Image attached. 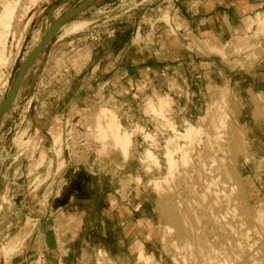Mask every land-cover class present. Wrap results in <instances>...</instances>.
Instances as JSON below:
<instances>
[{
    "label": "rangeland",
    "instance_id": "obj_1",
    "mask_svg": "<svg viewBox=\"0 0 264 264\" xmlns=\"http://www.w3.org/2000/svg\"><path fill=\"white\" fill-rule=\"evenodd\" d=\"M6 1L14 5L15 14L7 42L0 45V57L5 56L0 59V264H116L98 245L97 237L91 241L78 235L82 219L76 214L66 207L61 214L52 213L53 171L63 197L73 183L70 168L95 180L115 179L126 195L136 197L135 264H264V109L258 104L262 97L264 106V97L246 91L248 82L254 80L255 88L260 87V77L248 75L261 63L264 66V32L253 33L258 27L254 20L264 10L260 7L244 20L245 35L243 30L238 32L242 40L229 43L232 47L225 44L231 49L221 56L219 46L198 40L177 20L176 12L167 8L170 2L158 0L151 7L146 2L137 11L132 8L137 0H93L86 7L90 0H0V12ZM121 19L126 22L111 24ZM155 21L159 27L151 28ZM50 33L52 38L31 57ZM108 36L119 41L109 44V58L101 65L100 59H92L91 67L95 71L99 65V70L88 73L91 46L99 54ZM179 37L184 38L190 55L184 59V84L176 76L162 78L163 87H156L148 78L132 81L120 74H100L106 73V68L115 74L118 66L132 67L142 47L157 45L161 53ZM93 38L104 40L92 45ZM123 48L125 54L117 59ZM25 64L24 76L6 105ZM108 79L109 87L101 90ZM160 95L172 97L167 118L178 128H184L186 120L205 128L203 134L182 136L191 145L175 153V163L164 162L162 155L166 138L175 139L174 131L163 126L161 118L141 111ZM180 99L185 110L178 108ZM214 100L220 102V108L212 106ZM101 107H109L126 126L139 123L156 131L155 151L162 163L148 161L145 169H138L135 158L148 147L142 135L136 136L128 162L113 148L111 138L104 139L108 144L104 148L99 129V134H93L102 119ZM80 117L83 124L91 126L86 135L89 151L81 154L67 141L72 124ZM99 149L101 155H97ZM211 157L216 163L210 170ZM72 173L75 175L74 170ZM28 181L36 183L28 188ZM33 209L44 211L41 223L34 218ZM53 217L60 233L55 252L51 234L35 235L32 230L41 225L50 229L52 222L47 218ZM82 238L85 253L75 250V242ZM144 255L152 259H144Z\"/></svg>",
    "mask_w": 264,
    "mask_h": 264
},
{
    "label": "crops",
    "instance_id": "obj_2",
    "mask_svg": "<svg viewBox=\"0 0 264 264\" xmlns=\"http://www.w3.org/2000/svg\"><path fill=\"white\" fill-rule=\"evenodd\" d=\"M161 1L162 3L170 2L167 5L168 7H165L170 8V12H172V10L176 12V15L178 16L177 20L180 21L183 25H186L185 27L190 29L189 31L192 35H194V37L198 38V40L202 39L206 41V44L210 46H222L223 44L229 46V43H231L232 45L239 43L242 40L243 36L239 35L238 32L243 30V33L245 35V31L243 29L244 20L248 16L256 13L261 7V0H199L200 6L197 9L196 13L191 6L192 1L196 0ZM146 2H148V6L151 7V5L153 4L156 5L158 0H137L132 8H134V10L140 11L143 9L142 4ZM91 9L92 7L89 10ZM93 22L94 21H91V23ZM102 22H104V20ZM123 22L126 21H123V19H121L111 24H123ZM248 22L249 21L247 19L246 25H248ZM152 26H156V28L159 27V25H157V21L151 24V28ZM136 29L137 33L141 29V25H137ZM233 34H236L232 39L233 42H229ZM106 38V46L99 54H95L93 51L94 48L93 46H91L90 57L86 62V66L88 63L90 65L93 58L100 59L99 65H101L103 60H108L109 44H114V41L117 43L119 41V38H112L111 36H108ZM179 38L180 39H178V42L176 41L174 43H171L170 45H165L161 53H159L160 51H158L157 45L151 44L148 45V47L144 46L141 48L139 56L136 55V58L139 59L137 61L138 63L136 62L132 67L125 68L118 66L115 74L114 72L109 73L108 68H106V73L101 72L100 74H107L104 75V77H110L116 74H120L122 76V79L129 78V80L132 81H136L137 78H148L151 80V84H154L156 87H163L161 81L162 78L164 80H167L169 77L175 78L176 76L178 81H182V83L184 84V59H189L190 55L188 46L186 45L184 38ZM93 40L94 42H91V44L98 45L101 43L100 40H102L103 42L104 39L100 38L97 41L96 38H93ZM57 41L58 39L55 40V42ZM133 43L134 41L132 40L131 45H133ZM196 45H198V42ZM130 49H132L131 46L130 48H127L128 51H130ZM124 54L125 48H123L122 50H118L117 59ZM206 57L207 59H210V56ZM89 65L88 68H86V70L89 71L88 73L95 74L94 72H97L99 70V65L95 67V71L94 68L91 67V65L89 69ZM248 77H260V80L257 81L260 82V87L258 89L255 88V80L252 79L254 81H252V83L248 82L246 91H256L261 93L264 97V66H262V63L260 64V66L258 65V67L254 68V70H252ZM101 86V90H105L107 87H109V79L105 81ZM90 88L92 87L90 86ZM261 100H263L262 97L259 99V102L258 100L257 102L264 109V106L260 104ZM183 101V99H180V103L178 104L180 106H178V108L185 110ZM125 107L126 102L124 101L121 105V108L124 109ZM188 113L189 109L188 111H185L186 115H188ZM110 166L111 165H109L108 167ZM69 170L75 171V175L77 174L78 177V182H75L73 180L69 194L63 197H61L60 194L61 187L58 183L59 178L56 179V175L53 171L54 195L52 198V213L61 214L60 210L63 207H66L71 211L70 213L73 212L77 215L78 219H82V226L78 232L79 236L84 237L85 240L90 239L91 241L96 240L95 238L97 237L101 242V244L98 245L103 246L108 251L109 257L116 264H135L136 261L134 259V256L136 250L134 247V239L135 235H137V231L134 224L135 220H138V211L136 210V208H134L137 203L136 197H134L133 194L126 195L123 192L124 190L122 188V185L120 187L121 183H119V181L115 179L95 180L91 176L78 174V171H80V169L78 170V168H70ZM35 183L36 181H28L26 185H28V188H30ZM30 200V196H28L27 204L30 202ZM39 204V201L35 202V205ZM33 211L36 212V209H33ZM34 216V218L37 219L38 223H41L45 218L44 211L40 213L36 212ZM28 217L29 216H26V224ZM47 219L48 222H52V227L50 229H47L45 225H41L33 227L32 230L35 235H43L45 232L51 234L53 236V242L51 246L53 252H55L59 247V226L57 227L58 224L54 217L53 219ZM45 224L47 223L45 222ZM84 238H82L80 241L75 242L76 251L82 252V250L86 249ZM92 245L93 244H91V246Z\"/></svg>",
    "mask_w": 264,
    "mask_h": 264
},
{
    "label": "bare ground",
    "instance_id": "obj_3",
    "mask_svg": "<svg viewBox=\"0 0 264 264\" xmlns=\"http://www.w3.org/2000/svg\"><path fill=\"white\" fill-rule=\"evenodd\" d=\"M32 1H34V3H35L37 0H32ZM14 11H15L14 5L11 4L10 2L6 1L5 2V5H4V9L0 12V45H5L6 42H7V37L9 35V32H11V30H10L11 29V26H13L12 19H13V16L15 14ZM254 23L258 26L257 29H255V31H253L254 34L260 33V32H264V11L263 12H259L257 14V16H256V18L254 20ZM28 25H29V23L26 24L25 29H27ZM76 25H78V24H76ZM235 47H237V45ZM217 49H218L220 55L222 56V55H226L227 54V51H229V49H231V48H227L226 45L223 44L222 46L217 47ZM236 49H239V51H240L241 48H238L237 47ZM236 49H233L232 51H236ZM0 59L1 60H4L5 59V56L1 55ZM226 80L227 79L224 78V81H226ZM224 84H225V82H224ZM226 89H228V87ZM224 91H223V93L222 92L221 93L224 94V96H225ZM219 92H220V90H219ZM226 96H225V98H226ZM215 100L213 102H215ZM223 100H224V98H223ZM171 101H172V97L170 95H160V96H158L156 98V102L149 103L148 106H145L141 110L142 111V114L145 115V116H151V115H153V116H156L158 118H161L162 120H164L163 126H165V127L166 126L167 127L169 126V127H171V131L172 130L174 131L175 139L173 140L174 137H172V138L171 137L166 138L165 145L163 146L164 151H163V154L162 155H163V160L166 163L167 162L168 163H175L176 160H177V156L175 155V153H177V151L179 149H181L182 151H184V145H186V147H189L191 145V142L185 143V141H183V138H182L183 135L185 137H187V138L188 137L190 138V137H193L191 135H196L197 136L198 134H203V132L205 130V128L203 127L202 123L195 124L193 122H190L189 120H186L185 121L184 128H178L176 126V123L175 122H172V121H170L171 119L169 120V118H167V114H168L167 111H168L169 107H171V105H172L171 104ZM217 101H218V99H217ZM219 101H222V100H219ZM219 103L215 102V105L213 103L212 106L213 107L214 106H217V105H219ZM217 108H220V107L217 106ZM100 112L101 113H99V114L102 115V119H100L98 117L99 120L97 119L98 121H97L96 127L94 126V129L96 128V130H94V131H96V132L93 131V128H92V131L91 132H94L93 134H95V133L96 134H99L101 132V134H100L101 137H102L101 138V141L103 139V142H104V139L107 140L108 137L111 138L112 145L114 146L113 148H118L119 153L122 156V159L124 160V162L130 161L131 156H132V153L134 154V152H133V148L134 147L133 146H134V142L137 140L136 136L137 135H142L143 138H144V140L146 141L148 147H146L143 150V152H141V154H139L135 158V161L137 162L136 166L138 167V165H139L138 169L139 170L145 169L144 165L148 161H152V162H154L155 164H158V165H160L162 163L159 154L155 151V148L158 145V139H157L156 134H155L156 131H155V133L153 131H149V130H147L145 128V126H143L142 124H139V123H134V124H131L130 126L124 125L123 123L119 122V117L116 116L109 107H101ZM66 122H67V120H66ZM97 128L99 129L98 131H100L99 133H97L98 132L97 131ZM88 130H91V126L90 125L88 127ZM100 135H99V137H100ZM99 140H100V138H99ZM103 142H102V144H103ZM105 142L103 144V147L104 148H105V144H106ZM106 145H108V144H106ZM159 145H160V143H159ZM174 145H177L176 150L173 149ZM101 154H102V151L99 149V151H97V155H101ZM97 159H98V157H97ZM209 159H210L211 163L209 161V167L208 168H210V170H211V167L213 168L214 163H216V159L214 157H211ZM65 163H66V161H65ZM60 164H62V163H60ZM61 168H63V165L61 166ZM136 179H138V178H136ZM138 180H141L140 177H139ZM167 228L170 231L172 230V227L171 226H167ZM74 236L75 235L73 233V237ZM12 250H13V247H12V249L7 250V252H10ZM140 251L142 253V250H140ZM66 252H67V249L64 248L63 249V257L66 256L65 255ZM83 252L85 253L84 250H83ZM84 253H83V255H84ZM142 257H144V259H148V260L149 259H152V256L151 255H149V256H147V255L145 256L144 255ZM97 260H98V258H97ZM221 264H227V262L224 261Z\"/></svg>",
    "mask_w": 264,
    "mask_h": 264
},
{
    "label": "built area",
    "instance_id": "obj_4",
    "mask_svg": "<svg viewBox=\"0 0 264 264\" xmlns=\"http://www.w3.org/2000/svg\"><path fill=\"white\" fill-rule=\"evenodd\" d=\"M174 1H177V0H174ZM191 6L194 9V11L197 13V9L200 6V1L199 0L192 1ZM261 9L264 10V0H261ZM133 89L134 87L131 88V90ZM72 125H73L72 129H70L68 132L67 141L73 144L74 147L77 148V151L80 154L83 152H88L90 143L87 142L88 140L86 139V135L89 132L88 130L89 126L82 123L81 117L80 119L75 120Z\"/></svg>",
    "mask_w": 264,
    "mask_h": 264
},
{
    "label": "water",
    "instance_id": "obj_5",
    "mask_svg": "<svg viewBox=\"0 0 264 264\" xmlns=\"http://www.w3.org/2000/svg\"><path fill=\"white\" fill-rule=\"evenodd\" d=\"M87 1H89V0H87ZM86 1V2H87ZM93 0H90L89 2H87V4H85L84 6L86 7L87 5H88V3H90V2H92ZM83 6V7H84ZM82 6L80 7V8H78V9H76V10H74V11H72L73 12V14H75V13H77L80 9H82L83 8ZM71 12V13H72ZM69 17V16H68ZM52 38V34L50 33V34H48L46 37H45V39L42 41V43L34 50V52L32 53V55H31V57L32 56H34L36 53H39L40 52V49H42V47L50 40ZM39 51V52H38ZM30 57V58H31ZM29 61V60H28ZM27 61V62H28ZM27 64V63H26ZM26 64L22 67V69L20 70V73H19V76H18V81H17V85H16V87H15V89L13 90V91H10V93H9V95H8V98H7V100L4 102V104H8V102L11 100V98L14 96V93H15V91H16V88H17V86L19 85V83L21 82V80H22V78H23V76H24V73H25V67H26ZM1 110V109H0ZM69 174H70V177H72V179L75 181V182H78V177L76 176V175H74L73 173H72V170H69ZM73 257V254H71V258Z\"/></svg>",
    "mask_w": 264,
    "mask_h": 264
}]
</instances>
